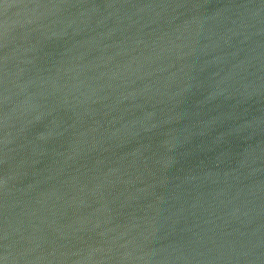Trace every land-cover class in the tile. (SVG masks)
I'll return each mask as SVG.
<instances>
[{
  "label": "water",
  "instance_id": "95a60500",
  "mask_svg": "<svg viewBox=\"0 0 264 264\" xmlns=\"http://www.w3.org/2000/svg\"><path fill=\"white\" fill-rule=\"evenodd\" d=\"M0 264H264V0H0Z\"/></svg>",
  "mask_w": 264,
  "mask_h": 264
}]
</instances>
